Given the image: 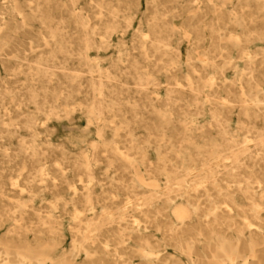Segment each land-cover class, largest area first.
Segmentation results:
<instances>
[{"label":"bare ground","instance_id":"bare-ground-1","mask_svg":"<svg viewBox=\"0 0 264 264\" xmlns=\"http://www.w3.org/2000/svg\"><path fill=\"white\" fill-rule=\"evenodd\" d=\"M158 1L170 0L146 2L152 16L132 43L141 57L119 40L116 62L106 66L90 50L109 46L106 34L120 28V17L130 23L140 0H97L105 30L98 41L97 27L74 8L71 18L84 31L77 49L50 30L41 3L0 0V264H264V45L257 44L264 0H231L232 31L212 27L211 52L223 65L205 54L188 57L184 70L140 65L173 52L163 37L175 34H159L155 22L175 9L157 8ZM35 20L45 32L17 31L34 29ZM111 81L140 87L133 93L146 94L147 85L161 91L129 96ZM207 111L201 126L195 117ZM63 127L91 133V141L70 136V147L58 149Z\"/></svg>","mask_w":264,"mask_h":264},{"label":"rangeland","instance_id":"rangeland-1","mask_svg":"<svg viewBox=\"0 0 264 264\" xmlns=\"http://www.w3.org/2000/svg\"><path fill=\"white\" fill-rule=\"evenodd\" d=\"M21 2H24L26 0H19ZM34 3L31 4V7L36 6V2L41 3L42 5H39V7L42 9V11H46L48 15L50 16V20L48 24L50 25V30L55 33H60L63 36L59 39L63 41L70 42V47H67L69 49H77L78 46L74 44L77 40L80 38L79 35H83V30H78L75 27V23L71 18V12L74 8L78 7V15L81 17V19L86 20L88 24L91 27H97L96 35L93 36L94 41L99 40V34H104L105 30L103 28L99 27L103 23L100 19H98V15L96 14L97 7L96 2L97 0H77L79 4L77 6L73 5L72 2L76 0H33ZM148 0H140L139 9L135 15H133V20L130 21V23H126V21L120 17L118 19V22L120 24V28L113 32L106 34L108 41L110 42L109 46H105L102 48H92L89 52L90 56L92 58H99L101 65H113L116 61H111L112 59H115L118 55L117 53V47L116 43L119 42V40H124L127 45L126 48L129 50L130 56L134 58H140L141 54L139 53L138 49L140 48L139 45H133V40L138 42L140 40L137 36V29L140 27V23L145 18H150L152 15L154 8L151 6H148L146 4ZM176 0H170L166 4H161L160 1L157 2L156 7H160V5H165L168 10L175 9L173 15H165V16H158L160 17L159 20H157L155 23L161 27L158 29V33L160 34H175V36H167L163 37L164 40L168 41L171 44V48L173 52L170 53H158L155 56H153L151 59H155L158 57L164 58V61L162 62H155V61H143L140 63V65H181L183 66V70L185 69V66L189 64L186 59L188 57L192 58H198L202 55L208 54L210 58L215 60L217 64L223 65V59L219 57V55H216L211 52L213 49V43L215 41V35L213 33V28L217 25H223L226 26L228 29V33L232 31L231 25L228 23L227 20V14L226 11L230 9L231 7V0H192L190 3L180 2L179 4H175ZM46 2V4H43ZM190 6V8H188ZM150 7V11H147L146 9ZM144 12L146 14H144ZM148 12V13H147ZM30 17V15H28ZM103 17V16H102ZM106 17V16H105ZM18 24L20 21L17 22ZM16 23V24H17ZM34 25V29H24V30H17L21 33H40L45 32L44 29L38 28L41 23L37 20L31 22ZM188 25H192L193 31L189 33ZM57 26H61V29H57ZM174 28V30H171V28ZM14 31V30H12ZM149 37L148 41L153 40L155 37V33L151 30L148 31ZM259 46L264 45L263 42H258ZM149 49H153L152 46H147ZM27 48L28 47H24ZM58 48V47H54ZM135 48V49H134ZM259 47H253V50L258 49ZM178 56L179 61L177 63H171L167 62L165 59L167 57H176ZM232 63L236 62L238 63L240 60L237 57V54L235 51L232 52ZM194 65H200L199 61L193 60L191 61ZM130 62H124V63H118L117 65L127 66L130 65ZM69 65H77V63L70 62ZM264 65V62L263 64ZM70 72V71H69ZM174 72L177 75L181 74V70H174ZM75 73V72H70ZM81 75L84 78L88 77V74L85 72L77 73ZM224 76L227 78V81L233 79V69L228 68L225 70ZM112 84L116 85L117 87H123L128 88L130 91L129 96H136V97H155L157 96L155 92H151L153 90L161 91V86H152L147 85L149 90L146 94H139V93H133L137 91L140 87L134 85L133 83L129 84H121L120 82L111 81ZM165 80L162 81V85H164ZM183 84L184 81L180 79L178 84ZM172 88H175L176 86H170ZM185 96H191L192 94L188 91V88L186 86H179ZM262 88L264 89V83L262 84ZM164 92H159L158 96L163 95ZM127 96V95H126ZM204 96V94H202ZM199 121L201 126H206L207 121L209 120V112H205L204 114L200 115L199 117H195ZM57 137L56 140L60 143V147H64L65 150H67L70 146L69 144L64 143V140L71 137L77 138V139H87L89 142L91 141V133H84V136L79 130L77 129H67V128H61L56 133ZM138 136H142V133H138ZM84 145H89L90 143H83ZM62 145V146H61ZM74 145V144H72ZM74 147V146H73ZM72 149V148H71ZM105 165V162L100 163V167H103ZM115 175L120 174V170H116ZM102 177V174H100ZM128 177V176H127ZM122 192V191H121ZM123 195L121 198H124ZM68 236V234H67ZM63 250L69 251L70 250V244L69 241H65L63 243ZM170 251V258L174 259L175 256H177V253H175L171 248H169ZM180 258H184L182 256H179ZM185 261V260H184Z\"/></svg>","mask_w":264,"mask_h":264}]
</instances>
